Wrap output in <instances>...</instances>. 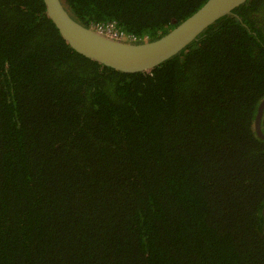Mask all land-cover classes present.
I'll return each mask as SVG.
<instances>
[{"label": "trees", "instance_id": "16d2710c", "mask_svg": "<svg viewBox=\"0 0 264 264\" xmlns=\"http://www.w3.org/2000/svg\"><path fill=\"white\" fill-rule=\"evenodd\" d=\"M61 1L143 43L207 0ZM263 99L264 0L132 74L0 0V264H264Z\"/></svg>", "mask_w": 264, "mask_h": 264}, {"label": "water", "instance_id": "95a60500", "mask_svg": "<svg viewBox=\"0 0 264 264\" xmlns=\"http://www.w3.org/2000/svg\"><path fill=\"white\" fill-rule=\"evenodd\" d=\"M248 0H207L202 7L152 42L138 44L111 40L74 21L61 0H43L47 18L54 24L66 44L79 55L101 66L122 73L150 72L181 52L208 26ZM264 99L259 103L253 129L257 138L264 141L261 121ZM264 222V208H263ZM264 228V225H263Z\"/></svg>", "mask_w": 264, "mask_h": 264}, {"label": "built area", "instance_id": "2783aa9c", "mask_svg": "<svg viewBox=\"0 0 264 264\" xmlns=\"http://www.w3.org/2000/svg\"><path fill=\"white\" fill-rule=\"evenodd\" d=\"M89 28L111 40L134 44L137 42L134 36L125 34L121 30H119L113 22H108L105 24H91Z\"/></svg>", "mask_w": 264, "mask_h": 264}, {"label": "flooded vegetation", "instance_id": "af4514ba", "mask_svg": "<svg viewBox=\"0 0 264 264\" xmlns=\"http://www.w3.org/2000/svg\"><path fill=\"white\" fill-rule=\"evenodd\" d=\"M255 16H258V14L256 13V14L254 15V17H255Z\"/></svg>", "mask_w": 264, "mask_h": 264}, {"label": "clouds", "instance_id": "9594fccd", "mask_svg": "<svg viewBox=\"0 0 264 264\" xmlns=\"http://www.w3.org/2000/svg\"><path fill=\"white\" fill-rule=\"evenodd\" d=\"M124 43H128V42H124ZM134 44V43H133ZM135 44H138V43H135Z\"/></svg>", "mask_w": 264, "mask_h": 264}]
</instances>
